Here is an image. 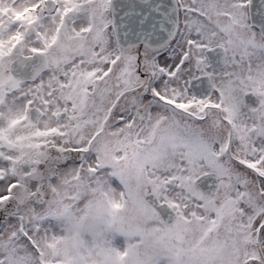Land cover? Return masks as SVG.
Listing matches in <instances>:
<instances>
[{
    "label": "snow or ice",
    "instance_id": "obj_1",
    "mask_svg": "<svg viewBox=\"0 0 264 264\" xmlns=\"http://www.w3.org/2000/svg\"><path fill=\"white\" fill-rule=\"evenodd\" d=\"M0 264H264V0H0Z\"/></svg>",
    "mask_w": 264,
    "mask_h": 264
}]
</instances>
